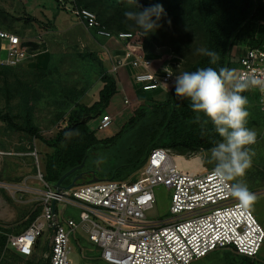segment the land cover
<instances>
[{"label":"rangeland","instance_id":"374dc122","mask_svg":"<svg viewBox=\"0 0 264 264\" xmlns=\"http://www.w3.org/2000/svg\"><path fill=\"white\" fill-rule=\"evenodd\" d=\"M199 1L194 0L196 9L193 13L196 18L202 16ZM72 7L93 11L109 30H117L116 26L120 25L133 33H142L134 21L124 16L125 11L136 10L134 4H113L106 0L103 3L97 0H0V30L20 36L28 54L35 53L33 57L27 55L15 66L0 65V150L5 152L0 159V264L45 263L44 254L49 251L46 231L37 240L36 252L29 257L21 256L6 246V233L25 229L30 214L40 212L39 198L43 182L38 177V171L43 174L44 159L51 149L38 136L53 137L67 124L68 115L76 111L79 104L91 105L98 99V91L103 83L101 72L115 78L118 91L112 98L114 106L105 109V113L111 114L112 123L99 136H109L119 130L120 133L110 143L106 142L89 154L88 163L92 172L84 177H109L117 167L115 178L134 180L139 174L140 169L133 170L132 162L117 165L122 157H129L133 162L141 157L139 140L133 129L121 127L143 101L132 97L130 91L135 86H130V74L125 67H119L116 73L111 71L108 40L93 34L91 28L71 12ZM168 21L166 16H162L159 21L161 26L157 29L171 34L165 40L171 38L179 45L165 40L163 44L166 45H163L152 36L154 32L145 38L150 40L149 48L154 51L174 49L177 54L173 57L174 62L180 60L177 69L184 70L200 57L195 50L205 47L206 37L197 23ZM263 32L264 23L247 22L235 37L231 56L244 55ZM241 39L246 42L240 43ZM3 57L4 51L1 50L0 59ZM230 68H234V65H230ZM124 96L129 99L128 104L124 103ZM245 96L249 100L247 110L250 113L246 127L257 133L256 143L248 146L255 155L246 174L230 182H242L255 193V202L247 207L264 224V110L260 107L257 90H251ZM92 124L93 120L90 121ZM209 149L171 152L180 169L194 172L214 167V163L207 162ZM34 151L36 156L32 155ZM154 196L153 207L146 211L150 219L167 215L171 191L159 185L154 188ZM61 205L57 204V211L64 209L67 217L78 219L79 210L76 207ZM70 243L72 250L69 257L74 261L92 262L93 257L97 256V247L89 241L87 232L80 226L76 228L75 238L71 236ZM214 254L224 264H264V241L254 258L247 259L224 248Z\"/></svg>","mask_w":264,"mask_h":264},{"label":"built area","instance_id":"2783aa9c","mask_svg":"<svg viewBox=\"0 0 264 264\" xmlns=\"http://www.w3.org/2000/svg\"><path fill=\"white\" fill-rule=\"evenodd\" d=\"M61 1V0H60ZM77 19L95 34L114 40L111 47V71L129 66L131 80L143 91L165 88L171 83L180 60L166 54L155 67L154 57L143 33L112 32L101 24L95 13L83 7L70 8ZM264 23V22H263ZM4 57L0 65L15 66L28 54L20 36L0 30V51ZM173 65V66H172ZM166 69V71H165ZM238 72L264 78V45L250 47L238 58ZM168 71V72H167ZM259 92L260 107L264 110V92L252 88L245 92ZM124 103L129 99L124 97ZM109 113L92 119V129L104 131L112 123ZM5 152L0 150V159ZM35 155V151L32 155ZM212 169L188 172L180 169L175 155L166 148H153L134 180L105 179L58 188L43 182L40 193V212L29 225L17 232L6 233V246L21 256L36 252L38 238L47 232L48 252L44 264H93L74 261L71 236L76 228H84L89 241L97 247L99 257L111 264H189L219 248H230L235 253L254 258L264 241V227L247 206L231 196L228 185L213 177ZM162 185L170 189V205L166 216L150 219L146 211L155 202L154 188ZM57 204L76 207L78 219L66 216ZM27 249V251H25Z\"/></svg>","mask_w":264,"mask_h":264},{"label":"trees","instance_id":"16d2710c","mask_svg":"<svg viewBox=\"0 0 264 264\" xmlns=\"http://www.w3.org/2000/svg\"><path fill=\"white\" fill-rule=\"evenodd\" d=\"M97 1L103 3L105 0ZM106 1H110L113 4H121L122 2L134 4L131 0ZM136 4L141 6L140 10L160 4L165 10V16L171 22L186 23V21H191V23H197L198 27L203 28V33L206 37L205 47L217 52L220 56L217 63L212 64L210 62L211 58L200 55L186 69L178 70L174 68V75H178L183 71H195L201 67H213L219 70L220 67L230 68V65H234L235 68L236 63L231 59V49L234 45L235 37L247 22H264V0H200L202 16L199 15L197 18L194 16L195 13H193L196 9L194 0H136ZM116 28L117 30L110 31H129L127 28L120 27V25L116 26ZM92 32L93 34L95 33L94 29H92ZM168 35L171 34L160 32L159 29L152 33V36L160 43L162 42V44ZM168 39L165 41H170L175 46L176 44L179 45L177 41L172 42L171 38ZM106 40H108L107 44L110 47L118 45L114 40ZM147 41L150 40L147 39ZM262 44L264 45V32L261 37L255 39L251 47ZM173 50L154 51V49L149 48V53L152 57L155 56L151 67L157 66L161 58L166 54L177 55ZM100 79L103 83L98 91L97 100L91 105L79 104L77 110L68 115L67 124L60 128L53 137L42 138L38 136L51 149L46 154L43 165V179L46 182L55 185V182L63 173L79 165L82 161H84V164L80 169L73 171L62 180L61 184L63 186L68 185L77 174H82V177L76 180L75 185L89 183L92 176L96 177L97 180H124L125 177L115 178L118 167L109 177L100 178L95 175L84 177V175L87 176V174L92 172V168L88 163L89 154H92L96 148L99 149L106 142L110 143L120 133L119 130L111 136L98 139L89 127V122L92 119L105 113L111 98L118 91L116 80L113 76L101 72ZM137 89L138 98L143 101V104L136 108L134 113L125 120L121 129L125 127L133 129V133L136 134L139 140L138 149L141 152V157L139 159L135 158L134 162L129 157H122L121 163L117 166L125 162H132L134 164L133 170L140 169L153 148H166L178 153L180 151L209 149L220 140L213 125L210 122H205L206 118L202 113L199 114L201 119L199 121L196 120L198 114L194 113L190 108V100L186 97H177L175 95L174 79L165 88L146 91ZM153 93L155 94L154 96H152ZM144 94L145 96H143ZM242 95H246L245 92ZM33 130L31 129V131ZM66 133L69 135L66 136ZM35 216L36 212H32L28 217V223Z\"/></svg>","mask_w":264,"mask_h":264},{"label":"clouds","instance_id":"9594fccd","mask_svg":"<svg viewBox=\"0 0 264 264\" xmlns=\"http://www.w3.org/2000/svg\"><path fill=\"white\" fill-rule=\"evenodd\" d=\"M131 2L136 5V10L125 11L124 16L127 20L134 21L142 30L143 36L161 26L159 21L166 15L162 5L156 4L140 10L141 6L136 4V0ZM195 52L211 58L212 64L220 59L217 52L206 47L197 48ZM168 75L172 77L174 74L168 72ZM252 88H259L264 92V78L240 73L235 68L220 67L217 70L213 67H201L174 75L175 95L188 98L190 108L198 114L196 120L201 119L199 114L202 113L206 118L205 122H210L221 138L208 150L210 158L207 162L214 163L211 174L222 186L225 182L243 177L252 166L255 153L248 146L256 143L257 133L246 127L250 115L247 110L249 100L242 95ZM67 135L69 134L66 133ZM228 190L242 206H250L256 200L255 193L242 182L229 184Z\"/></svg>","mask_w":264,"mask_h":264},{"label":"crops","instance_id":"0c3cea01","mask_svg":"<svg viewBox=\"0 0 264 264\" xmlns=\"http://www.w3.org/2000/svg\"><path fill=\"white\" fill-rule=\"evenodd\" d=\"M90 31L92 32V29H90ZM22 38H24V37H22ZM22 41V40H21ZM242 42H246L244 39H241V41H240V43H242ZM22 43H24L23 41H22ZM250 45H252V43L250 44ZM249 45V46H250ZM106 49H107V46L106 45H103ZM104 48V49H105ZM111 48V47H110ZM110 48H109V50H110ZM238 48H239V46H238ZM33 49V48H32ZM36 49V48H35ZM233 55V54H232ZM160 56V55H159ZM163 58V57H162ZM162 58H161V60H162ZM238 58L239 57H233V56H231V59H234V61H235V63H236V65H235V69H237L238 68V64H237V61H238ZM32 62H30V64H31ZM125 68H126V72L128 71V72H132V70H131V68L129 67V66H125ZM130 74V73H129ZM128 82L130 83V86H134V84H133V82H132V80H131V77L128 79ZM121 89V88H120ZM123 89V88H122ZM137 91H138V89L136 88V87H133L132 89H131V91H130V93L132 94V97H134L136 100H138V101H142L140 98H138V96L139 95H137L138 93H137ZM147 95V94H146ZM155 94L153 93L152 94V96H154ZM114 96V95H113ZM127 96V95H126ZM143 96H145V94L143 95ZM125 97V96H124ZM124 97H123V100H124ZM113 98V97H112ZM112 98H111V100H110V103H109V105L107 106V108H109V107H113L114 106V104H113V102H112ZM134 98H132V99H134ZM114 103H116V102H114ZM123 105V104H122ZM106 108V109H107ZM89 127H90V129L94 132V134H95V136H96V138H98V139H103V138H105V137H108V135H102V136H99V134L100 133H102L103 131H95V130H93L92 129V125H90V122H89ZM111 135H113V134H111ZM111 135H109V136H111ZM260 222V221H259ZM261 223V222H260ZM262 225H263V227H264V224L263 223H261ZM221 249H223V248H219V249H215V250H213V251H211V252H209L208 254H206L204 257H202V258H199V259H196V260H193V261H191L189 264H224L223 262H221V261H219L218 259H217V254H214V252L216 253V251L217 250H221ZM225 249H227V250H229L230 252H232V253H234V254H236V255H239V256H242V255H240V254H237V253H235L232 249H230V248H224V250ZM35 253V252H34ZM96 257H93L94 259L92 260V263L93 264H111V263H108V262H105V261H103L100 257H99V252H98V249H97V253H96ZM242 257H245V256H242ZM245 258H247V259H249L248 257H245Z\"/></svg>","mask_w":264,"mask_h":264},{"label":"water","instance_id":"95a60500","mask_svg":"<svg viewBox=\"0 0 264 264\" xmlns=\"http://www.w3.org/2000/svg\"><path fill=\"white\" fill-rule=\"evenodd\" d=\"M83 164H84V161H82L79 165L74 166V167L70 168L68 171H66L65 173H63V174L59 177V179L55 182V185H54V186H55V187H58V188H61V187H64V188H70V187L74 186L76 180L79 179V178H81V177H82V174H77V175H75V176L73 177V179L71 180V182H70L68 185H66V186H63V185L61 184V182H62V180H63L67 175L71 174L73 171H75V170H77V169H80V168L83 166ZM96 179H97L96 177H93V178L91 179V181H95Z\"/></svg>","mask_w":264,"mask_h":264},{"label":"snow or ice","instance_id":"6c2138e0","mask_svg":"<svg viewBox=\"0 0 264 264\" xmlns=\"http://www.w3.org/2000/svg\"><path fill=\"white\" fill-rule=\"evenodd\" d=\"M25 251H27V249H25Z\"/></svg>","mask_w":264,"mask_h":264},{"label":"bare ground","instance_id":"6f19581e","mask_svg":"<svg viewBox=\"0 0 264 264\" xmlns=\"http://www.w3.org/2000/svg\"><path fill=\"white\" fill-rule=\"evenodd\" d=\"M194 172H197V171H194Z\"/></svg>","mask_w":264,"mask_h":264}]
</instances>
